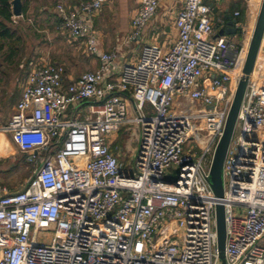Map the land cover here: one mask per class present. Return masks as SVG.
Masks as SVG:
<instances>
[{
  "label": "built area",
  "instance_id": "2783aa9c",
  "mask_svg": "<svg viewBox=\"0 0 264 264\" xmlns=\"http://www.w3.org/2000/svg\"><path fill=\"white\" fill-rule=\"evenodd\" d=\"M105 3L56 6L62 32L98 57L99 69L67 85L63 64L31 61L21 99L0 123L22 153H45L21 191L0 183V264H221L218 204L226 264H264V83L252 76L222 198L210 182L244 45L212 38L211 5L185 0L171 47L145 45L120 67L115 52L100 51L92 24ZM158 6L141 0L127 41L140 40ZM130 124L140 125L141 140L125 165L108 137ZM41 233L51 234L48 243Z\"/></svg>",
  "mask_w": 264,
  "mask_h": 264
},
{
  "label": "crops",
  "instance_id": "0c3cea01",
  "mask_svg": "<svg viewBox=\"0 0 264 264\" xmlns=\"http://www.w3.org/2000/svg\"><path fill=\"white\" fill-rule=\"evenodd\" d=\"M87 1L91 0H56V4H64L66 7L72 8ZM158 1L157 13L145 27L140 38L143 43L137 46L135 43L137 41H127V37L132 31V21L140 6L139 0H106L103 10L92 20L93 27L98 34L100 51L115 52L117 54L118 65L123 67L136 63L145 45H158L164 50H168L178 38L176 19L183 8L185 0ZM206 2L212 7L214 25L212 38L225 36L236 44L244 45L246 38L252 37L256 23V19H253V14L255 13H253L252 0H206ZM51 7L49 0H42L40 10L41 12L46 10V13L52 12L51 14L54 15L55 20V22L52 21V29L59 36L57 37V41H55L57 51L55 50L52 53L54 60L51 62L64 63L65 67L68 65L66 67L67 79L65 81L68 85L71 82L77 81L84 72L99 69L100 61L98 57L89 55L81 42L72 40L67 34L62 32L56 6H54V9H51ZM237 12L240 13L239 16H236ZM233 20L237 21L235 28L238 32L236 34H223V31L230 29L229 23ZM237 24L240 27H237ZM64 41H67L68 44L70 43L68 47L62 44ZM258 60L252 78L256 79L255 76H257V79L264 83V64H262L264 62H260V57ZM68 67H71V73ZM16 105H14L12 113ZM90 107L91 102H85L79 106V111L82 115H86ZM124 137H129V134L125 133ZM115 144H113L112 149L121 156V153L115 150ZM132 156L134 155L132 154Z\"/></svg>",
  "mask_w": 264,
  "mask_h": 264
},
{
  "label": "rangeland",
  "instance_id": "374dc122",
  "mask_svg": "<svg viewBox=\"0 0 264 264\" xmlns=\"http://www.w3.org/2000/svg\"><path fill=\"white\" fill-rule=\"evenodd\" d=\"M22 2L23 4L28 3L27 13L19 18L13 17L14 22L10 25L16 33L15 38L11 41L0 40V123H5L9 120L14 105L18 104L20 100L22 86L29 71L28 64L31 61L51 62L54 60L52 53L55 50L57 51L55 41H57V37L59 36L52 29V21L55 22L54 15L51 14L52 12L46 13V10L41 12L40 5L42 4V0H22ZM140 2L141 0H139ZM262 2L263 0H255L253 3L255 7L253 9L255 10L253 19H256V23ZM49 3L52 6L51 9L57 6L56 0H49ZM47 25L48 27H46ZM252 37L246 38L244 47L247 50L249 49ZM135 43L137 46H140L143 42L139 40ZM62 44L68 47L70 43L68 44L67 41H64ZM11 50H15L17 53L14 57L9 56ZM259 56L260 62H264L263 50L260 51ZM68 69L71 73V67H68ZM242 76L243 73H241ZM255 77L257 79V76ZM145 111L147 115H153V108L149 104L146 105ZM127 113L130 117L131 103L129 102ZM238 132L239 124L236 127L235 134H238ZM125 133H128L129 137H124ZM140 140L141 127L137 124L124 126L122 132L114 133L108 137L110 143H116L115 150L121 153V159L125 165L130 163L132 154H136ZM44 158V152L38 155L22 153L12 144L8 135L0 134V183L12 192L21 191L34 177L35 171L38 168V162ZM51 237L50 233H41L38 236V241L48 243Z\"/></svg>",
  "mask_w": 264,
  "mask_h": 264
},
{
  "label": "water",
  "instance_id": "95a60500",
  "mask_svg": "<svg viewBox=\"0 0 264 264\" xmlns=\"http://www.w3.org/2000/svg\"><path fill=\"white\" fill-rule=\"evenodd\" d=\"M12 12L16 18L23 16V2L22 0L12 1ZM229 18V17H228ZM236 20L229 23L230 29L223 31V34H236L238 31L235 28ZM264 0L262 2L259 17L256 23L254 35L249 45L247 57L243 67V76L241 77L234 93L232 105L226 120L223 135L218 142L214 152L211 171L210 182L215 195L219 198L224 196L223 186V167L228 153V149L232 142L237 121L241 109V105L248 88L249 81L254 72L256 61L261 50L264 51ZM217 217V235H218V252L221 264H226L225 260V246H226V214L223 204H218L216 207Z\"/></svg>",
  "mask_w": 264,
  "mask_h": 264
},
{
  "label": "trees",
  "instance_id": "16d2710c",
  "mask_svg": "<svg viewBox=\"0 0 264 264\" xmlns=\"http://www.w3.org/2000/svg\"><path fill=\"white\" fill-rule=\"evenodd\" d=\"M13 0H0V40L11 41L15 38V31L10 25L13 24V12H12ZM28 3L23 4V15L27 13ZM2 48V47H1ZM9 56L14 57L17 53L15 50L10 51Z\"/></svg>",
  "mask_w": 264,
  "mask_h": 264
},
{
  "label": "bare ground",
  "instance_id": "6f19581e",
  "mask_svg": "<svg viewBox=\"0 0 264 264\" xmlns=\"http://www.w3.org/2000/svg\"><path fill=\"white\" fill-rule=\"evenodd\" d=\"M252 3H253V0H252ZM252 5H254V4H252ZM255 7L253 6V9H254ZM253 13H255V10H253ZM264 52V51H263ZM247 53H248V50L244 47V59L246 60V57H247ZM259 55H260V53H259ZM258 55V58L260 57ZM258 58H257V61H256V64H257V62H258ZM255 67H256V65H255ZM255 70V69H254ZM243 73V72H242ZM254 73V72H253ZM253 75V74H252Z\"/></svg>",
  "mask_w": 264,
  "mask_h": 264
}]
</instances>
